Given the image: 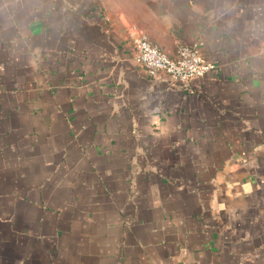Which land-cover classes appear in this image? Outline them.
I'll return each mask as SVG.
<instances>
[{"label": "crops", "instance_id": "crops-1", "mask_svg": "<svg viewBox=\"0 0 264 264\" xmlns=\"http://www.w3.org/2000/svg\"><path fill=\"white\" fill-rule=\"evenodd\" d=\"M0 264H264V0H0Z\"/></svg>", "mask_w": 264, "mask_h": 264}, {"label": "built area", "instance_id": "built-area-1", "mask_svg": "<svg viewBox=\"0 0 264 264\" xmlns=\"http://www.w3.org/2000/svg\"><path fill=\"white\" fill-rule=\"evenodd\" d=\"M132 42L135 50L134 59L152 77L164 75L173 83H187L216 67L214 62L199 54L196 44L179 42L174 53L170 55L152 43L143 32H139Z\"/></svg>", "mask_w": 264, "mask_h": 264}]
</instances>
